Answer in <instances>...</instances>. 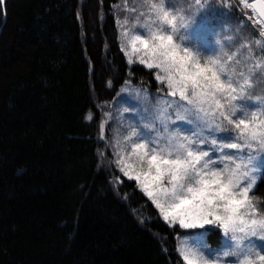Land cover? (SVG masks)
<instances>
[{"label":"trees","instance_id":"16d2710c","mask_svg":"<svg viewBox=\"0 0 264 264\" xmlns=\"http://www.w3.org/2000/svg\"><path fill=\"white\" fill-rule=\"evenodd\" d=\"M116 1L0 6V264H184L176 236L189 230L162 220L98 134L101 105L125 81L162 90L153 70L126 61ZM209 5L257 36L239 0ZM252 195L264 212V174Z\"/></svg>","mask_w":264,"mask_h":264},{"label":"snow or ice","instance_id":"6c2138e0","mask_svg":"<svg viewBox=\"0 0 264 264\" xmlns=\"http://www.w3.org/2000/svg\"><path fill=\"white\" fill-rule=\"evenodd\" d=\"M239 4L257 38L230 53L245 25L233 31L209 0H139L126 8L131 31L123 22L129 63L153 70L166 92L122 89L134 103L119 110L127 134L114 163L164 221L189 230L177 245L184 264H264V212L252 195L264 174V95H253L264 78V0Z\"/></svg>","mask_w":264,"mask_h":264},{"label":"rangeland","instance_id":"374dc122","mask_svg":"<svg viewBox=\"0 0 264 264\" xmlns=\"http://www.w3.org/2000/svg\"><path fill=\"white\" fill-rule=\"evenodd\" d=\"M138 2H139V0H117L112 5V10L111 11H112V14L114 16L116 29H117V36H118L119 46H120L121 50H122V44H125L124 38L122 37V32L124 31L123 22H124V20L126 18L128 19V25H129L128 30L129 31H131V25L135 22V16L130 14L128 11H126V8H131V7H133L134 4H136ZM192 2H194V0H192ZM209 2H210V0H209ZM216 10H218L219 12H221L223 14V11L221 10V7L217 8ZM227 25H229V24H227ZM251 27H252V30H254L256 32V29L254 28V26L252 24H251ZM235 28L236 27H233V31H235ZM225 35H230V33H225ZM243 37L246 38V39L245 40H241V39L237 38L235 44L233 45V47L231 49H227L229 51V53L231 51L235 50L236 47H239L240 43L246 42L247 39H253V38H251L253 36H243ZM256 38H257V36H256ZM210 39H214V38L210 37ZM253 50H254V52H255V54L257 56H259L261 54L260 51L258 49H256V48H254ZM122 52L125 55V52H130V50L127 47H124ZM125 58H126L127 62L129 63V56L125 55ZM135 62H136L135 61V57H133V63H135ZM154 76H155V73H154ZM129 86L131 88H143V89H146L147 92H149L151 94L157 93V91H153V92L149 91L146 86H142V85H139V84L135 85V84H132L130 81H126L119 87V90L117 91V93H116V95H115V97L113 99H111V100H109L107 102H104L101 105V109H102L103 115H102L101 120L98 123V134H99V136L101 138L103 137L102 139H105V141L109 144V149H110V152H111V155H112L111 161H112L113 166L117 170H118V168H117L116 164L114 163V161L118 157L113 155V152L115 151V149L113 148V144L115 143V141L117 139H119L121 144H123V136L127 134L124 131L123 128L118 127V117H119V110L120 109H122L124 107H128L131 103H134V100H133L132 97H129L127 95V93L122 92V89L128 88ZM161 91L162 92H166V89L163 88V90H161ZM253 95H264V78H258V82L256 83V86H255V88L253 90ZM155 102H156V97H155V95H153L151 103L155 104ZM88 117H89V115L87 116V118ZM128 119H129V117L126 116L125 117V123L127 122ZM101 125L104 126L103 129L101 128ZM124 151L130 152L131 149L127 148V149H124ZM129 163H133V161H129ZM118 172L120 174H122L119 170H118ZM126 178L129 179L128 177H126ZM258 179H259V176L257 178V181H258ZM131 180H133L136 183L137 188L147 197V195L139 187L138 182L135 181L134 179H131ZM147 198L150 200L149 197H147ZM161 218H162V216H161ZM162 220H163V218H162ZM164 222L166 224H168L169 226H173V225H170L166 221H164ZM177 226L179 227V225H177ZM184 235L185 234H183V233L177 234V236H176V250H177V245H178L179 239H182L184 237ZM208 243H209V245L212 248L218 247V243L217 244H211L210 242H208ZM257 243L259 244V241H257Z\"/></svg>","mask_w":264,"mask_h":264}]
</instances>
